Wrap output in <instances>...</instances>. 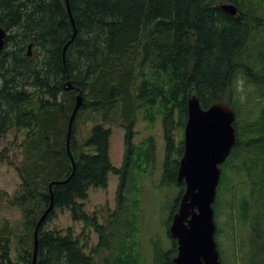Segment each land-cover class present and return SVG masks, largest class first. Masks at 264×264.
<instances>
[{
  "label": "trees",
  "instance_id": "trees-1",
  "mask_svg": "<svg viewBox=\"0 0 264 264\" xmlns=\"http://www.w3.org/2000/svg\"><path fill=\"white\" fill-rule=\"evenodd\" d=\"M223 4L238 6V13L230 14ZM263 23L264 0H0V25L7 31L0 56V168L8 163L21 179L13 198L0 185V199L10 198L21 211L16 222L5 220L0 225V264H33L35 231L52 201L54 207L39 231L37 264H95L85 251L83 235L76 234L74 227L45 230L56 211L65 208L75 221H83L99 234L93 254L110 253L105 264H141L138 218L122 221L118 213L125 208L129 180L134 174L149 173L156 158L153 136L134 144L139 115L152 125L163 120L164 183L180 186L183 192L177 172L189 98L198 96L204 109L226 102L240 117L236 95L240 75L254 87V97L248 118L236 123L238 143L223 166L218 193L229 180L225 191L232 192L230 207L242 211L252 233L250 258L242 260L264 264ZM75 29L76 42L65 55ZM253 46L255 52L250 50ZM68 81L74 89L67 88ZM79 91L84 93L83 103L68 144ZM116 114L126 129L121 168L110 160L112 131L105 126ZM10 134L13 138L2 148ZM111 172L121 179L117 224L112 228L89 216L81 202L90 188L107 187ZM55 181L61 183L51 187ZM178 201L179 197L173 213ZM214 209L218 218L223 208L216 201ZM156 250L154 264H174L175 240L168 250ZM240 255L235 252V264H244Z\"/></svg>",
  "mask_w": 264,
  "mask_h": 264
},
{
  "label": "rangeland",
  "instance_id": "rangeland-1",
  "mask_svg": "<svg viewBox=\"0 0 264 264\" xmlns=\"http://www.w3.org/2000/svg\"><path fill=\"white\" fill-rule=\"evenodd\" d=\"M256 47H251V51L255 52ZM240 82L237 86V93L240 97L241 120L242 122L248 118V111L251 109V103L254 97V87L243 78L239 77ZM121 118V117H120ZM135 126L134 144L140 145L145 139L154 137L156 141V158L154 164L150 167L149 173L139 176L134 174L128 182V190L126 193L125 208L122 213L121 220H133L137 216V225L140 228L139 242L142 253L141 264H154L156 249L168 250L171 248L172 240L169 237V222L173 215V206L179 196L180 187L174 185H166L164 183V170L166 162V142L164 138L163 120L159 118L153 125L147 120L138 117ZM118 114L111 123L105 126L111 129L109 155L112 164L121 168L124 165L126 155V129L120 125ZM83 126H81V130ZM14 134L2 142L4 148L13 138ZM177 138L180 139V132H177ZM23 140V136H20ZM10 146V145H9ZM241 177V176H239ZM107 187H92L89 190L88 197L81 202L85 204V211L91 217H97L98 222L110 226L117 224L116 213L118 210V190L121 182L120 176L111 172L108 177ZM20 176L17 169L8 163H3L0 168V185L6 190L11 198H13L20 187ZM223 187L221 193H218L217 202L219 203L222 214L216 218L218 232L217 240L222 242L223 264H235V252H242L240 259L244 264L251 255L250 245V227H246V219L243 217L242 211L230 207L232 192L229 188V180ZM225 191V192H224ZM223 192V193H222ZM10 198L0 199V225L8 220L16 222L21 217V211L18 207L12 206L8 201ZM237 199V198H236ZM235 199V200H236ZM57 216L47 223L45 230L67 229L74 227L75 233L82 236L83 242H86V253L94 257L95 264H105L104 259L110 253L103 252L100 255L93 254L94 248L99 242V234L93 227L87 226L83 221L77 222L73 218V213L69 208L58 209ZM112 228V226H110ZM116 243V240H113ZM119 243L117 242V245ZM263 244V241H262ZM246 245L249 247L246 248ZM162 246V247H161ZM244 246V248H243ZM245 251L247 255L244 256Z\"/></svg>",
  "mask_w": 264,
  "mask_h": 264
},
{
  "label": "water",
  "instance_id": "water-1",
  "mask_svg": "<svg viewBox=\"0 0 264 264\" xmlns=\"http://www.w3.org/2000/svg\"><path fill=\"white\" fill-rule=\"evenodd\" d=\"M67 4L76 28L69 3ZM222 8L232 15L237 13L235 5L225 4ZM6 36V30L0 25V54L4 48ZM67 84L70 89L73 88L71 82ZM82 103L83 93L80 92L70 121L68 144H70L76 114ZM234 121L235 111L227 104L216 102L209 109H203L196 95L191 96L188 101L185 150L180 161L177 179L179 183L185 182L186 190L170 227V234L178 243V253L173 259L174 264H222L216 241L214 204L221 179L220 165L226 161L236 141ZM59 183L61 182L55 181L51 187ZM53 207L52 201L37 225L33 264H37L38 261L41 225Z\"/></svg>",
  "mask_w": 264,
  "mask_h": 264
},
{
  "label": "bare ground",
  "instance_id": "bare-ground-1",
  "mask_svg": "<svg viewBox=\"0 0 264 264\" xmlns=\"http://www.w3.org/2000/svg\"><path fill=\"white\" fill-rule=\"evenodd\" d=\"M58 1V0H57ZM60 1V0H59ZM101 1V0H100ZM10 2V1H9ZM4 3V2H3ZM8 3V2H7ZM24 3V2H23ZM29 3H30V1H29ZM101 3V2H100ZM105 3V2H104ZM6 4V3H5ZM15 4V3H14ZM51 4V3H50ZM56 4V3H55ZM106 4V3H105ZM236 4V3H235ZM3 5V4H2ZM44 5V4H43ZM8 6V5H7ZM9 6H10V3H9ZM19 6V5H18ZM21 6V5H20ZM27 6V5H26ZM38 6V5H37ZM253 6V5H252ZM11 7H13V6H11ZM36 7V6H35ZM72 7V6H71ZM96 7V6H95ZM238 7V6H237ZM245 7V6H244ZM255 7V6H254ZM5 8V7H4ZM46 8V7H45ZM68 8V7H67ZM66 8V9H67ZM249 8V7H248ZM11 9V8H10ZM35 9V8H34ZM49 9V8H48ZM82 9V8H81ZM88 9V8H87ZM94 9V8H93ZM99 9V8H98ZM24 10V9H23ZM53 10H55V9H53ZM60 10V9H59ZM75 10V9H74ZM45 11V10H44ZM63 11V10H62ZM65 11V10H64ZM96 11V10H95ZM19 12H20V10H19ZM43 12V11H42ZM3 13V12H2ZM14 13V12H13ZM34 13V12H33ZM5 14V13H4ZM21 14V13H20ZM61 14V13H60ZM200 14V13H199ZM206 14H207V12H206ZM27 15V14H26ZM78 16V15H77ZM29 17V16H28ZM50 17V16H49ZM83 17V16H82ZM10 18H12V17H10ZM46 18V17H45ZM55 18V17H54ZM62 18V17H61ZM22 19V18H21ZM31 19V18H30ZM51 19V18H50ZM49 19V20H50ZM16 20V19H15ZM34 20V19H33ZM147 20V19H146ZM8 21V20H7ZM26 21H29V20H26ZM38 21V20H37ZM51 21V20H50ZM10 22V21H9ZM21 22V21H20ZM57 23V22H56ZM4 24V23H3ZM26 24V23H25ZM55 24V23H54ZM9 25V24H8ZM36 25V24H35ZM67 26V25H66ZM74 26V25H73ZM28 27V26H27ZM31 27V26H30ZM56 27V26H55ZM51 29H52V27H50ZM57 29V28H56ZM91 29V28H90ZM24 31V30H23ZM47 31H48V29H47ZM43 32V31H42ZM27 33V32H26ZM32 33V32H31ZM41 33V32H40ZM45 33V32H44ZM48 33V32H47ZM50 33V32H49ZM24 34V33H23ZM68 34V33H67ZM37 35V34H36ZM44 36H45V34H44ZM48 36V35H47ZM56 36V35H55ZM65 36V35H64ZM67 36V35H66ZM70 36V35H69ZM75 36H76V33H74V35H73V38H71V40L66 44V46H65V48H64V54L66 55V52H67V49L69 48V46H70V44L74 41V39H75ZM27 37V36H26ZM51 38V37H50ZM45 39V38H44ZM55 39V38H54ZM59 39V38H58ZM78 39V38H77ZM51 40V39H50ZM34 41V40H33ZM48 41V40H47ZM15 42V41H14ZM36 42V41H35ZM74 42H76V41H74ZM25 43V42H24ZM32 43V42H31ZM45 43V42H44ZM66 43V42H65ZM29 45V44H28ZM44 45V44H43ZM24 48V47H23ZM26 48H27V46H26ZM25 49V48H24ZM39 49V48H38ZM20 50V49H19ZM37 50V49H36ZM50 50V49H49ZM25 51V50H24ZM55 51V50H54ZM29 56V55H28ZM46 57V56H45ZM28 58V57H27ZM25 60V59H24ZM19 63V62H18ZM17 63V64H18ZM25 64V63H24ZM18 66H20V65H18ZM77 66V65H76ZM175 67V66H174ZM76 68V67H75ZM178 69V68H177ZM170 70H171V68H170ZM55 72H56V70H55ZM229 75V74H228ZM71 76V75H70ZM180 79V78H179ZM69 80V79H68ZM177 81V80H176ZM185 81V80H184ZM68 82H71V81H68ZM67 82V83H68ZM79 82V81H78ZM145 82H146V80H145ZM71 84H72V82H71ZM79 86V85H78ZM80 86H82V85H80ZM67 88L68 89H70L69 88V86H68V84H67ZM72 89H74V86H73V88ZM81 90V89H80ZM104 90H105V88H104ZM75 91V90H74ZM127 91V90H126ZM80 92V91H79ZM93 92V91H92ZM71 93V92H70ZM73 93V92H72ZM95 93H98V92H95ZM127 93V92H126ZM84 94V93H83ZM90 95H91V93H89ZM97 96V95H96ZM130 96V95H129ZM71 97H73L72 95H71ZM99 97V96H98ZM103 97H104V95H103ZM102 97V98H103ZM117 97V96H116ZM12 99V98H11ZM10 99V100H11ZM121 99V98H120ZM84 101H86V100H84ZM97 101V100H96ZM115 101V100H114ZM87 102V101H86ZM9 104V103H8ZM74 105H75V103H74ZM88 105V104H87ZM113 105V104H112ZM131 105V104H130ZM61 106V105H60ZM14 107H15V105H14ZM17 107V106H16ZM19 108V107H18ZM21 108V107H20ZM58 108V107H57ZM15 109V108H14ZM6 110V109H5ZM11 110H13V108H11ZM31 111V110H30ZM34 111V110H33ZM72 111V110H71ZM74 111V110H73ZM10 112V111H9ZM64 112V111H63ZM11 113V112H10ZM31 113V112H30ZM63 114V113H62ZM67 114V113H66ZM71 114V113H70ZM47 115V114H46ZM64 115V114H63ZM69 115V114H68ZM2 116V115H1ZM6 116V115H5ZM20 117H21V115H19ZM67 116V115H66ZM18 117V116H17ZM24 117H25V115H24ZM33 116H31V118H32ZM35 117V116H34ZM30 118V117H29ZM16 119V118H15ZM60 119V118H59ZM37 120V119H36ZM47 120H48V118H47ZM76 120V119H75ZM24 121V120H23ZM27 121V120H26ZM40 121V120H39ZM49 121V120H48ZM58 121V120H57ZM19 122V121H18ZM42 122V121H41ZM40 122V123H41ZM36 123H37V121H36ZM53 123V122H52ZM30 124H31V121H30ZM42 124V123H41ZM20 125V124H19ZM32 125V124H31ZM56 126V125H55ZM25 127V126H24ZM54 127V126H53ZM41 128H43L42 126H41ZM50 130V129H49ZM52 131V130H51ZM61 133V132H60ZM46 134V133H45ZM63 134V133H62ZM44 136H48V134L47 135H44ZM43 136V137H44ZM57 136V135H56ZM40 143V142H39ZM36 144V143H35ZM38 144V143H37ZM38 147H40V146H38ZM37 187V186H36Z\"/></svg>",
  "mask_w": 264,
  "mask_h": 264
},
{
  "label": "flooded vegetation",
  "instance_id": "flooded-vegetation-1",
  "mask_svg": "<svg viewBox=\"0 0 264 264\" xmlns=\"http://www.w3.org/2000/svg\"><path fill=\"white\" fill-rule=\"evenodd\" d=\"M264 24V23H263ZM185 128V127H184ZM183 132H184V130H183ZM183 135H184V133H183ZM237 143H238V141H237ZM237 145V144H236ZM183 153H184V139H183V152H182V154H181V157H182V155H183ZM222 172H223V170H222ZM181 186H182V189H183V192H184V190H185V184L184 183H181ZM182 192V193H183ZM180 201H181V198H180V200L178 201V204H177V207H176V211H175V213L178 211V209H179V205H180ZM174 213V214H175ZM261 253H262V251H261Z\"/></svg>",
  "mask_w": 264,
  "mask_h": 264
}]
</instances>
